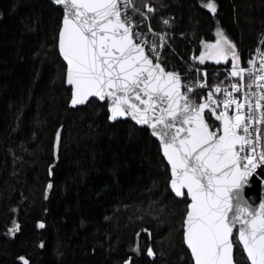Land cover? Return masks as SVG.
<instances>
[{"label": "trees", "instance_id": "1", "mask_svg": "<svg viewBox=\"0 0 264 264\" xmlns=\"http://www.w3.org/2000/svg\"><path fill=\"white\" fill-rule=\"evenodd\" d=\"M132 3L136 28L168 36L167 71L190 73V54L217 27L242 67L264 45V0H214L215 13L208 0ZM62 15L47 0H0V264H190L184 205L158 143L130 121L111 124L106 103L69 108L57 48ZM199 65L210 84L230 67Z\"/></svg>", "mask_w": 264, "mask_h": 264}, {"label": "snow or ice", "instance_id": "2", "mask_svg": "<svg viewBox=\"0 0 264 264\" xmlns=\"http://www.w3.org/2000/svg\"><path fill=\"white\" fill-rule=\"evenodd\" d=\"M52 2L63 10L57 46L69 103L106 102L109 121L130 117L157 138L168 185L184 205L181 228L190 264H264V198L258 206L246 199L249 185L264 189V57L259 68L256 57L241 67L237 46L217 27V40L193 59L203 64L231 56L229 75L238 79L231 91L224 90L223 100L215 96L219 85L195 97L194 88L206 84L185 85L178 72L167 71L155 42L149 54L127 13L132 0ZM204 6L217 11L214 0ZM144 7L154 11L148 3ZM240 92L243 100L232 95ZM147 253L154 255L151 247Z\"/></svg>", "mask_w": 264, "mask_h": 264}, {"label": "built area", "instance_id": "3", "mask_svg": "<svg viewBox=\"0 0 264 264\" xmlns=\"http://www.w3.org/2000/svg\"><path fill=\"white\" fill-rule=\"evenodd\" d=\"M133 4V3H132ZM134 11V7H129L127 9V13L130 17H132V12ZM135 31L142 33V35L140 36V39L142 40H146L148 43L146 45V47L149 50V54H151V46L152 43L155 42V44L157 45V51H160L162 53V50L165 47H170L169 45V39L168 36L166 34H162V33H156L153 30L151 32H149V29L145 32H141L138 28H135ZM161 36H163V41H161ZM161 44L163 45L161 47ZM194 55L190 54L188 61L186 62V66L187 68L190 70V73L188 72H184V71H180L179 69L177 70V72H179L180 76H181V80L185 85H189L191 86L194 82H202L205 83L206 86L203 88H200L199 85H197L194 88V94L197 91H201L203 92V96H207L208 90L213 86V85H219L221 87V92L220 93H215V96L220 99L223 100L224 99V90L227 89L229 91H231V85L233 83H235L237 81L238 78L235 77H230L229 72L231 70L232 67H228V68H222L220 69V73L222 74L223 78L221 80L220 83H214V84H210L208 83V81L203 77L204 73H205V69H203L202 67H200L196 60L193 59ZM256 57L254 64L255 67L259 68V62H260V58L264 57V45H263V41H261L258 46L256 48H254V50L249 54V58H253ZM155 58V57H153ZM181 60V59H180ZM248 60H247V64H246V68L249 67L248 65ZM183 63H185L183 61ZM245 83H247V80H245ZM260 83V82H257ZM186 90V89H185ZM262 91H264V88L261 89ZM244 91H248L247 88L244 89ZM252 91H256V84L254 83L252 86ZM192 95V94H190ZM233 96H237L239 99L243 100L244 98V94L243 92L240 93H232ZM254 103V101H253ZM223 107V105H221V108ZM230 112L234 111V106H232V108L229 109ZM214 119V118H213ZM218 123V122H217Z\"/></svg>", "mask_w": 264, "mask_h": 264}, {"label": "water", "instance_id": "4", "mask_svg": "<svg viewBox=\"0 0 264 264\" xmlns=\"http://www.w3.org/2000/svg\"><path fill=\"white\" fill-rule=\"evenodd\" d=\"M47 1H48L49 3H51L54 7L60 9V10L62 11V13H63L62 6L55 5V4L52 2V0H47ZM61 21H62V20H61ZM57 45H58V43H57ZM57 48H58V46H57ZM58 53H59V50H58ZM59 56H60V55H59ZM60 58H61V60H62V57H60ZM62 62H63V60H62ZM63 63H64V62H63ZM65 85H66V88L70 90V88L67 86L66 83H65ZM70 99H71V90H70ZM92 100H95V101L100 102L99 100H97V99H95V98H92ZM92 100H91V101H92ZM69 101H70V100H69ZM89 103H90V102H89ZM89 103L82 104V105H76V106H72V105L69 103L68 106H69L70 109H77V108H83V107L87 106ZM100 103H106V102H100ZM106 105H107V103H106ZM206 111H207V110H206ZM107 113H108V115H109V112H108V105H107ZM119 121H130V122H131L133 125H135L136 127L141 128V129H146V130L149 132V135L151 136V134H150V129H149L146 125H139V124H136V122L133 121L130 117H120V118H118L117 120L109 121V122H110L111 124H114V123L119 122ZM60 130H61V129H60ZM60 130H59V132H60ZM151 138H153V139L158 143V145H159V141L157 140V138L152 137V136H151ZM165 163H166V161H165ZM248 187H249L251 190L247 192L246 199L249 200V202H253V203H255V204L258 206V204H259V202H260L259 198H262V188H260L259 185H249ZM170 190H171V189H170ZM171 192H172V191H171ZM172 194L174 195V193H172ZM174 197H175V195H174ZM176 198H177V197H176ZM177 199H180V198H177ZM185 247H186V245H185ZM186 249H187V248H186ZM188 252H189V251H188ZM189 254H190V252H189Z\"/></svg>", "mask_w": 264, "mask_h": 264}, {"label": "rangeland", "instance_id": "5", "mask_svg": "<svg viewBox=\"0 0 264 264\" xmlns=\"http://www.w3.org/2000/svg\"><path fill=\"white\" fill-rule=\"evenodd\" d=\"M222 29V28H221ZM217 30V28H216ZM216 30L214 31V39L213 40H209V41H205L204 44H202V47H201V50L205 48V45L208 44V43H214L216 40H217V34H216ZM223 30V29H222ZM224 31V30H223ZM225 33V31H224ZM226 34V33H225ZM227 35V34H226ZM200 50V52H201ZM200 52L198 54V56L200 55ZM199 61V60H198ZM204 63H212V64H216V65H227L229 64L231 67H232V59H231V56H229L226 60H220L219 62H217L216 60H212V59H208V60H205ZM203 63V64H204Z\"/></svg>", "mask_w": 264, "mask_h": 264}, {"label": "bare ground", "instance_id": "6", "mask_svg": "<svg viewBox=\"0 0 264 264\" xmlns=\"http://www.w3.org/2000/svg\"><path fill=\"white\" fill-rule=\"evenodd\" d=\"M133 17V16H132ZM146 24V23H145ZM137 25V24H136ZM150 27V26H149ZM141 30V29H140ZM154 31V30H153ZM170 45V44H169Z\"/></svg>", "mask_w": 264, "mask_h": 264}]
</instances>
